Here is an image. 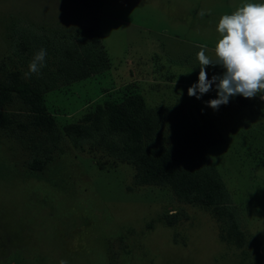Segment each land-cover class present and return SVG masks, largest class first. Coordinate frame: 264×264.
I'll return each mask as SVG.
<instances>
[{
  "label": "rangeland",
  "instance_id": "obj_1",
  "mask_svg": "<svg viewBox=\"0 0 264 264\" xmlns=\"http://www.w3.org/2000/svg\"><path fill=\"white\" fill-rule=\"evenodd\" d=\"M245 3L264 0H0V78L18 71L28 79L30 56L21 63L14 54L21 37L54 43L95 30L107 68L65 85L61 75L42 95L56 131L130 94L162 110L156 141L167 144L186 118L202 135L241 236L236 246L210 209L176 200L167 187L137 186L129 165L99 170L97 162L113 158L103 149L80 151L62 136L44 152L49 142L14 98L0 105V264H264V100L237 95L214 110L206 102L217 98L215 85L200 99L187 94L200 48L215 58L220 17ZM206 72L211 79L224 69ZM34 159L43 167L30 168Z\"/></svg>",
  "mask_w": 264,
  "mask_h": 264
},
{
  "label": "trees",
  "instance_id": "obj_2",
  "mask_svg": "<svg viewBox=\"0 0 264 264\" xmlns=\"http://www.w3.org/2000/svg\"><path fill=\"white\" fill-rule=\"evenodd\" d=\"M31 36V40L23 36L16 42L14 54L21 63L29 56L32 60L34 54L43 48L42 44L47 46L48 43L45 66L40 75L28 79L21 78L18 71L3 75L0 78V105L14 98L23 104L29 115L28 124L50 144V148H43L44 152L57 149L62 136L71 147L80 151H85L84 147L87 152L103 149L113 158L108 163L97 162L99 170L114 168L116 163L129 165L137 186L167 187L176 200L210 209L214 218L227 224L229 232L226 236L240 246L241 236L235 214L229 206L228 193L216 172L206 164L202 135L192 128L191 123L183 118L167 144L156 141V121L162 110L150 111L139 95L130 94L119 101L96 104L93 111L79 121L63 126L61 136L46 113L43 93L58 87L61 75L60 85L81 81L104 71L108 61L98 33L91 28H79L73 35L64 40L55 39L54 43L44 36ZM49 67H54V71H48ZM233 103L230 97L229 102L220 107ZM43 165L41 160L34 159L29 166L40 169Z\"/></svg>",
  "mask_w": 264,
  "mask_h": 264
},
{
  "label": "clouds",
  "instance_id": "obj_3",
  "mask_svg": "<svg viewBox=\"0 0 264 264\" xmlns=\"http://www.w3.org/2000/svg\"><path fill=\"white\" fill-rule=\"evenodd\" d=\"M204 14L201 10L200 15ZM216 31L219 39L214 49L215 58L205 54V47L200 48L198 81L188 88L187 94L200 99L215 85L217 98L206 102L214 110L237 95L244 98L259 95L264 100V3H245L231 14L221 16ZM46 56L44 48L34 54L26 78L40 72ZM216 65L224 69L223 74L208 79L206 68ZM60 264L67 261L61 260Z\"/></svg>",
  "mask_w": 264,
  "mask_h": 264
}]
</instances>
